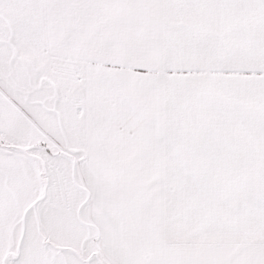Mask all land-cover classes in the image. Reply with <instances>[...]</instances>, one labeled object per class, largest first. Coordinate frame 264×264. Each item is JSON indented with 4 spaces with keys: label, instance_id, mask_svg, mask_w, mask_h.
Masks as SVG:
<instances>
[{
    "label": "snow or ice",
    "instance_id": "6c2138e0",
    "mask_svg": "<svg viewBox=\"0 0 264 264\" xmlns=\"http://www.w3.org/2000/svg\"><path fill=\"white\" fill-rule=\"evenodd\" d=\"M0 264H264V0H0Z\"/></svg>",
    "mask_w": 264,
    "mask_h": 264
}]
</instances>
